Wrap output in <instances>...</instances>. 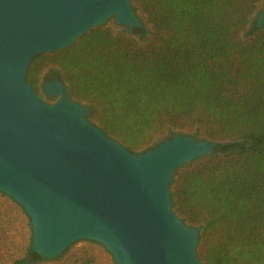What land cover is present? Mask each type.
<instances>
[{
    "label": "trees",
    "instance_id": "obj_1",
    "mask_svg": "<svg viewBox=\"0 0 264 264\" xmlns=\"http://www.w3.org/2000/svg\"><path fill=\"white\" fill-rule=\"evenodd\" d=\"M130 1L150 26L147 37L143 25L128 29L112 16L69 46L36 55L27 82L52 103L43 84L56 76L88 107L89 121L132 153L166 132L215 142L213 154L175 170L172 207L193 199L180 218L199 229L203 264H264V26L242 36L264 0ZM1 193L14 213L7 233H18L22 248L11 264H113L87 239L65 257L68 248L40 257L23 238L25 210Z\"/></svg>",
    "mask_w": 264,
    "mask_h": 264
},
{
    "label": "water",
    "instance_id": "obj_2",
    "mask_svg": "<svg viewBox=\"0 0 264 264\" xmlns=\"http://www.w3.org/2000/svg\"><path fill=\"white\" fill-rule=\"evenodd\" d=\"M142 26L130 0H0V191L26 212L42 258L94 240L113 264H203L199 229L172 208L175 170L213 154L216 143L176 133L132 153L87 119L60 80L47 102L26 80L38 54L72 44L108 18ZM252 19V18H251ZM264 26V5L256 18Z\"/></svg>",
    "mask_w": 264,
    "mask_h": 264
},
{
    "label": "rangeland",
    "instance_id": "obj_3",
    "mask_svg": "<svg viewBox=\"0 0 264 264\" xmlns=\"http://www.w3.org/2000/svg\"><path fill=\"white\" fill-rule=\"evenodd\" d=\"M130 4H131V1H130ZM263 5H264V3H261V5L257 9V11L250 17L248 26L246 27L245 31L242 33L243 37L247 38L248 36L252 35V31H253L252 27H253V25L256 26V24H255L256 18H257L258 13L261 11ZM135 14L137 15L141 24L143 25L142 27H143L144 31L146 32L145 37H147L149 35L150 26L148 24H145V22L143 20L141 21V19H140L141 16L139 15L138 12H135ZM111 22H113V20H111V17H110L107 19V21L104 24L111 23ZM136 36L139 37V35H136ZM54 98L57 100L58 96H56ZM88 113H89V109L87 112V119H88V115H89ZM88 121H89V119H88ZM186 134L197 137V135L194 134L193 131L186 133ZM167 135H168V133L166 132L163 135L156 136L154 138V140L152 141L150 147H153V145H155L161 139L164 140V138ZM197 138H199V137H197ZM199 139H202V138H199ZM203 140H205V139H203ZM161 142H163V141H161ZM192 204H193L192 198L179 197L178 198V205H177L176 209H173V210L175 211V213L177 214V216L179 218H180V216L185 217L189 214V210H190ZM11 205H12L11 200L8 199V197H6L5 195H3L0 191V264H11V261L15 257L22 254V248L20 247L19 239L17 238L18 233H16V232L7 233V229H6L7 226L10 225V223H11V219L13 218L12 214L14 215V213L11 210ZM22 218H23V225L27 226L25 228L23 238L26 242V245H29L30 239H31V234H32L31 223H30L28 216H23ZM29 224H30V226H29ZM85 243H86V240H84V239L75 242L74 244H72L71 246L68 247V249L64 252L63 257H65L68 254V252H70L71 250L77 249L78 247H80L81 245H84Z\"/></svg>",
    "mask_w": 264,
    "mask_h": 264
},
{
    "label": "flooded vegetation",
    "instance_id": "obj_4",
    "mask_svg": "<svg viewBox=\"0 0 264 264\" xmlns=\"http://www.w3.org/2000/svg\"><path fill=\"white\" fill-rule=\"evenodd\" d=\"M49 73V72H48ZM52 77H48V80H46V81H44V84H43V89H44V86H45V84H47V83H49V82H52V81H55V80H59L56 76H54V75H51ZM175 135V134H174ZM173 135V136H174ZM170 135L168 134L165 138H164V140L165 139H168V137H169ZM163 139H161L160 141H158L156 144H159L161 141H164Z\"/></svg>",
    "mask_w": 264,
    "mask_h": 264
}]
</instances>
